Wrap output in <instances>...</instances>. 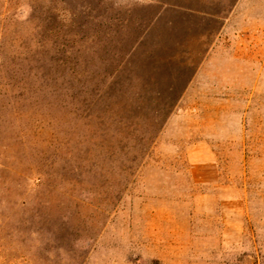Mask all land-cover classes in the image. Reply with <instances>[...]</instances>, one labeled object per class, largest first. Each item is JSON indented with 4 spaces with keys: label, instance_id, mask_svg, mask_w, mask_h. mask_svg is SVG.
Instances as JSON below:
<instances>
[{
    "label": "rangeland",
    "instance_id": "obj_1",
    "mask_svg": "<svg viewBox=\"0 0 264 264\" xmlns=\"http://www.w3.org/2000/svg\"><path fill=\"white\" fill-rule=\"evenodd\" d=\"M204 2L0 0V264H264V58L154 18Z\"/></svg>",
    "mask_w": 264,
    "mask_h": 264
},
{
    "label": "crops",
    "instance_id": "obj_2",
    "mask_svg": "<svg viewBox=\"0 0 264 264\" xmlns=\"http://www.w3.org/2000/svg\"><path fill=\"white\" fill-rule=\"evenodd\" d=\"M154 18L158 27L164 24L167 30L171 28L179 42L187 38L188 43L198 40L203 43L200 58L205 61L200 67L229 58L230 52L239 53L242 59L264 58V0H205L203 5H158ZM198 74L196 69L187 85L178 89H196Z\"/></svg>",
    "mask_w": 264,
    "mask_h": 264
}]
</instances>
